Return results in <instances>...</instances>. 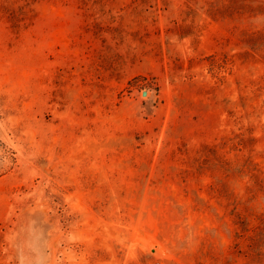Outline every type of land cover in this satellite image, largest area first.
<instances>
[{
	"label": "rangeland",
	"instance_id": "1",
	"mask_svg": "<svg viewBox=\"0 0 264 264\" xmlns=\"http://www.w3.org/2000/svg\"><path fill=\"white\" fill-rule=\"evenodd\" d=\"M264 264V0H0V264Z\"/></svg>",
	"mask_w": 264,
	"mask_h": 264
},
{
	"label": "built area",
	"instance_id": "2",
	"mask_svg": "<svg viewBox=\"0 0 264 264\" xmlns=\"http://www.w3.org/2000/svg\"><path fill=\"white\" fill-rule=\"evenodd\" d=\"M158 264H160V263L158 262Z\"/></svg>",
	"mask_w": 264,
	"mask_h": 264
}]
</instances>
